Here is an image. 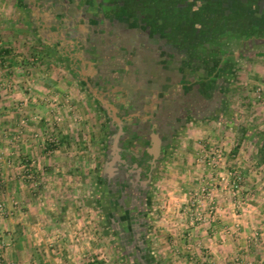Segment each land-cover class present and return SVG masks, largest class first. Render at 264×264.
<instances>
[{"label":"crops","instance_id":"obj_1","mask_svg":"<svg viewBox=\"0 0 264 264\" xmlns=\"http://www.w3.org/2000/svg\"><path fill=\"white\" fill-rule=\"evenodd\" d=\"M12 1L0 0V173L8 183L12 181V192L19 202L26 193L33 191L28 177L40 178L44 179L51 208L58 210L57 198L64 195L60 210L79 213L78 201L84 188L85 170L91 169L93 177L97 178L101 162L113 164L111 159L108 160L114 149H110V144L116 146L120 131L115 133L112 128L113 120L116 121L113 114L117 110L112 99L119 100V96L124 95L119 104L129 106V116L134 117V122L137 121L135 117L141 116L147 126L151 125L148 144L156 154L164 139L169 148L176 143L180 108L175 103L184 98L187 86L190 89L193 85H204V100L209 103L208 111L203 114L213 115L224 106L220 99L218 102L213 99L212 90L218 80L229 81L227 68L231 66L228 58L229 53L232 54L229 44L225 40H215L223 45L217 62L220 70L215 71L211 69L209 59L200 60L199 47L194 48L192 56L187 54L188 50L183 51V55L178 54L180 48L174 44L176 37L186 39L187 35H200L201 29L184 32L178 27L177 16L172 19L178 26L169 31L158 26L162 25L158 11L149 14L150 11L145 9L148 7L141 6V12L134 15L131 10L130 14L124 6L125 0H119L120 4L118 0H14L17 3L14 12ZM253 7L260 12L256 16L258 20L264 17V0H253ZM22 12L25 19L26 15L30 17L29 21L24 19L23 28L19 21L15 22V15ZM122 16L124 19L120 20ZM26 33L31 34L32 45L23 42L28 39ZM261 37L264 36L253 34L246 39ZM246 39L241 37L233 41L239 45ZM27 45L31 49L29 52ZM37 45L53 49L46 56L57 51L69 52V60L76 61L81 67L83 78H74L66 65L64 70L59 64L53 66L51 58L38 69L40 59L34 56ZM204 51L211 54L209 48ZM257 52L244 55L246 65L243 66L249 67L248 83L260 104L264 103V52ZM236 56L240 57V53ZM85 83L90 84V88H84ZM91 88L106 105L107 112L99 106L97 98L89 91ZM256 88L261 89L259 96H256ZM187 98L191 100L193 96ZM22 99L25 101L21 102ZM197 109L195 106L193 111ZM34 115L40 117L34 120ZM102 116L103 119L106 117L105 121ZM25 120L28 121L24 123ZM51 121L54 123H48ZM42 134L45 138L41 142L33 138ZM51 136L58 138L55 145L49 141ZM68 197L70 202L66 201ZM253 203L256 208L248 209L249 215L238 213L234 219L227 215L217 222L236 232L232 236L221 232L220 240H217L221 250L219 254L210 255L211 264H264V206ZM61 218L60 221L45 220V226L50 229L46 231L44 241L50 242L51 247L57 242L71 247L69 241L77 243L80 239L79 229L68 231L70 227L78 228L80 221ZM38 224L35 223V227ZM30 237L35 245L43 235L41 230H35ZM53 251L54 248H50L46 254H54ZM66 251L61 254L71 252Z\"/></svg>","mask_w":264,"mask_h":264},{"label":"rangeland","instance_id":"obj_2","mask_svg":"<svg viewBox=\"0 0 264 264\" xmlns=\"http://www.w3.org/2000/svg\"><path fill=\"white\" fill-rule=\"evenodd\" d=\"M134 1L139 3L138 8L147 6L148 8H145L147 12L148 9L157 8L164 2L168 4V0H157L158 4L152 3L150 8L146 2ZM240 1L236 0L232 5ZM127 3L134 4L132 0L125 1L124 5ZM11 4L13 12L17 11L15 10L17 3L13 0ZM118 4H120L119 0ZM171 9L168 4L163 10H158L159 17L179 16L175 10ZM127 12L132 14L131 10ZM138 12H141V9L138 11L134 9L133 13L135 15ZM24 17L22 12L15 15L16 19L14 18L15 22L19 21L21 28L25 26ZM123 19V16L120 17V20ZM25 20L29 21L30 17L26 15ZM194 22L192 23L196 26L194 29H198L199 25ZM188 24L189 21L186 24L179 23L184 32L191 33L193 29H190ZM235 31L236 34L213 31L207 36L209 39L215 37L213 40H225L232 50V58L230 57L228 62L233 63L231 68H227L229 81H224L225 78H222L223 81L218 80L219 83L214 84L213 99H216V102L220 99L224 106H227L234 114H238L237 117L256 126L264 134V103L259 104L255 100L250 89L251 85L248 83L249 67L243 66L246 65L243 60L246 58L244 55L251 56L257 54V50L259 53L264 50V37L245 38L244 43L237 45V42L233 40L241 38L242 35L237 33L240 30ZM30 35L26 33L25 38L28 39L23 41L25 44L30 42L32 45ZM26 48L27 52L31 50L28 45ZM47 48L34 46L36 50L34 56L40 59L37 68L39 69L40 65H46L48 63L46 60L51 58L53 61L51 60L50 63L53 66L59 64L60 68L66 69L58 55L59 52L46 56L50 54L49 51H53L49 46ZM184 52L177 53L183 55ZM237 53H240V57L236 56ZM174 62L176 63L175 60ZM201 70L205 71V68ZM72 75L75 78L76 74ZM76 84H78L77 81ZM204 91L203 84L193 85L190 89L187 86L185 99L182 98L175 103L180 108L179 111L177 110L180 129L176 143L167 149L159 170L156 171L150 184L148 232L146 245L143 246L144 254L138 252L125 254L119 245L113 228L103 218L102 210H99L98 181L90 172L91 169L85 170L84 188L78 201L79 213L73 210L72 212L60 210L62 203L60 201L64 200V195L57 198L59 209L51 208V200L45 191L44 179L40 178L28 177L29 183L34 187L33 191L26 193L19 202L12 192V181L8 183L0 173V264H211L210 255L217 252L219 254L221 250L220 243L217 241L220 240L221 232H226L229 236L236 232L234 228L220 226L217 222L227 215L229 219L237 218L238 213L249 215L248 209L255 207L253 202L264 206V161H260L257 147L247 138H242L239 126L234 127L232 124L219 121L221 111L213 115L210 113L208 116L203 114L206 110L208 111L209 103L204 100ZM255 91L256 96H259L261 89L259 91L256 88ZM189 96H193V99L189 100L187 98ZM194 96L197 97L194 99ZM23 101L25 100L22 99L21 102ZM184 105L188 110L183 109ZM195 106L198 109L188 114V111L193 110ZM184 113H187L186 117L183 116ZM38 116L34 115V120H37ZM205 116L206 118H203ZM107 120L109 121V117ZM27 121L25 120L24 123ZM44 136L45 134H42L33 138L41 142ZM237 143L238 146H236ZM215 149L217 152H214ZM218 153L219 156L216 155ZM9 166L11 168V164ZM1 167L0 163V171ZM161 178H164L163 183H160ZM67 199L66 201L70 202V197ZM241 207L245 210L243 211ZM61 217L65 220L77 218L80 221L78 228H68V231L79 229L78 244L76 241L68 240L71 247L61 242L51 247L50 242L44 241V235L50 229L45 226V220L60 221ZM35 223H39L38 227H35ZM35 230H41L43 237L34 245L30 235ZM223 245L225 246L226 243ZM132 247L131 245L130 249L136 252V249ZM50 248H54V254H46ZM66 250H71L70 254H61V252L66 253ZM76 251L79 253H74Z\"/></svg>","mask_w":264,"mask_h":264},{"label":"flooded vegetation","instance_id":"obj_3","mask_svg":"<svg viewBox=\"0 0 264 264\" xmlns=\"http://www.w3.org/2000/svg\"><path fill=\"white\" fill-rule=\"evenodd\" d=\"M144 2L148 3L147 0H144ZM137 4L139 3L136 2L133 5L127 6V8L133 11L135 7H138ZM139 9L141 8H138V10ZM217 13V17L221 18L220 16L222 13L220 11H217ZM207 15L206 13V15L200 16L199 19L205 18ZM172 18L169 17L167 19L162 17L160 21L163 25L162 27H165L166 30L169 29V31L170 29L176 28L178 24L174 22L175 20H171ZM177 18H182L184 21L187 19L181 15ZM224 22L226 23L227 21ZM178 27H180V25ZM201 30L203 32L197 36L191 34L188 37L187 35L186 39H177L176 37V40H174L175 43H173L182 51L186 52L188 50L187 54H190V56H192L195 47H202L203 50L204 48L208 49V46L212 44V39H209L207 36L211 34L212 31L206 27L201 28ZM49 46H51V44ZM205 52V54L208 55L209 51ZM58 55L71 73L76 74V77L83 78L81 67L77 65L76 61L72 59L69 60V52L65 51ZM92 77L93 74L91 73V78ZM83 85L86 89H88V87L90 88V84L89 86H87L86 83ZM96 85H99V83ZM89 91L93 94L92 88L89 89ZM122 96L125 98L124 95ZM122 96H119V100H122ZM96 98V101L100 103L99 106L102 109L104 108V111L107 112L108 108L106 105L101 103L102 100L99 99L98 96ZM112 100L117 106L116 113L113 115L120 118V124L112 119V128L115 129V133L119 131L120 133L117 136L116 146L112 147V143L110 144V149H114L113 151L110 150L112 154L109 156L108 160L111 159L113 164L110 165L109 163L105 164L106 162H101L98 169L97 181L99 191L97 194V203L99 210L103 212V218L107 220L113 228L112 230L117 241L125 251V254H136L137 252L144 254L145 251L143 246L146 245V233L148 232L150 184L154 175L157 173L156 171L159 170V165L165 157L169 145L166 146L167 141L164 139L163 145L156 154L153 148H151V145L148 144L152 131L150 128L151 125L147 126V122L143 121L141 116L135 117L137 121L134 122V117L129 116L131 111L129 106L121 105L123 104L122 102L119 104L120 101L118 98ZM183 109L185 111L188 110L185 105ZM192 112L193 110L190 109L188 114ZM183 116L186 117L187 113H184ZM184 119L185 118H183V120ZM105 170H107V172ZM131 245L136 249V252L130 249Z\"/></svg>","mask_w":264,"mask_h":264},{"label":"trees","instance_id":"obj_4","mask_svg":"<svg viewBox=\"0 0 264 264\" xmlns=\"http://www.w3.org/2000/svg\"><path fill=\"white\" fill-rule=\"evenodd\" d=\"M141 1L144 2V0ZM147 1L150 5L152 3L158 4L157 0ZM234 1L236 0H168V4H170V8H172V11L175 10L179 16L181 15L182 17L187 18L186 21H184V19L182 18H176V20H179L178 23L186 24V22L189 21L188 25L190 29L196 27L195 24H192L195 21L194 23L199 24V29L206 27L209 28V30H211L212 32L216 31L236 34L235 30H240L237 33L239 35L241 34L242 38L249 37L253 34L255 36H264V17H261L259 20L257 19L256 16L258 15V13L260 14V12H258L257 8L255 9L253 7V0H242V4L236 3L232 5ZM132 2L134 4L136 3V1L134 0H132ZM197 2L199 5L197 9H194V6L197 4ZM168 4L164 2L159 7L148 10L150 11V13H155L160 9L163 10L164 7ZM129 5V3L126 4V6ZM217 11H220L222 13L220 16L221 18L217 17ZM205 12L208 15L205 18L199 19L200 16L202 17L203 15H206ZM199 21L202 23H200ZM224 21L227 22L225 23ZM213 39L212 45H209L208 47L209 50H211L210 56L209 54H205L206 52L202 49V47H200L201 50L198 51V56H201L199 58L203 62L206 58H208L211 61V69L215 71L220 70V67L217 66V62L219 61L220 55L222 54L221 52L223 51V45L222 43H219ZM230 57L232 58L231 52L229 53L228 61H230ZM232 63L233 62L231 61L230 66ZM220 115L221 119L219 121L230 125L232 124L234 127L239 126V132H241L242 138H247L257 147L258 154L260 155V161H264V134L260 130H258L256 126L249 124L247 121L237 117L238 114H234L229 108H227V106L222 107Z\"/></svg>","mask_w":264,"mask_h":264},{"label":"built area","instance_id":"obj_5","mask_svg":"<svg viewBox=\"0 0 264 264\" xmlns=\"http://www.w3.org/2000/svg\"><path fill=\"white\" fill-rule=\"evenodd\" d=\"M259 90V89H258ZM57 140H58V138L56 137V136H51L50 138H49V141L52 143V144H56L57 143ZM214 152H217V149H215V151ZM215 155V154H214ZM217 156H219L220 154L218 153V154H216ZM2 162V156L0 155V163ZM210 162V161H209Z\"/></svg>","mask_w":264,"mask_h":264},{"label":"water","instance_id":"obj_6","mask_svg":"<svg viewBox=\"0 0 264 264\" xmlns=\"http://www.w3.org/2000/svg\"><path fill=\"white\" fill-rule=\"evenodd\" d=\"M92 92H93L94 94H96L95 90H93V89H92ZM114 118H115V120H116L118 123L120 122L118 117H115V116H114ZM154 136H155V135H154Z\"/></svg>","mask_w":264,"mask_h":264},{"label":"clouds","instance_id":"obj_7","mask_svg":"<svg viewBox=\"0 0 264 264\" xmlns=\"http://www.w3.org/2000/svg\"><path fill=\"white\" fill-rule=\"evenodd\" d=\"M163 182H164V178H161L160 183H163ZM253 227H254V225H253Z\"/></svg>","mask_w":264,"mask_h":264}]
</instances>
